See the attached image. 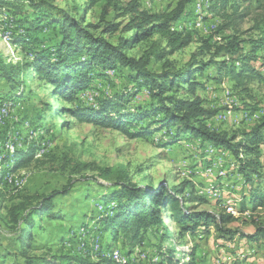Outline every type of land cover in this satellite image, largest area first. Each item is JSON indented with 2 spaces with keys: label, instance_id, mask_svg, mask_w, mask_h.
Here are the masks:
<instances>
[{
  "label": "rangeland",
  "instance_id": "1",
  "mask_svg": "<svg viewBox=\"0 0 264 264\" xmlns=\"http://www.w3.org/2000/svg\"><path fill=\"white\" fill-rule=\"evenodd\" d=\"M50 1L78 19L83 15L85 23L100 25L94 29L96 34L108 23L117 24L118 29L106 35L112 42L116 43L119 38L132 34L124 32V29L132 16L126 8L133 0ZM136 1L141 9L165 12L174 8L179 0ZM199 1L211 7L206 10V14H201L202 19L196 13ZM236 3L228 0L223 6L218 0H192L182 18L173 25V29L191 32L193 41L187 47L156 61L153 56L156 51L164 49L166 44L155 35L135 45L128 54L135 57L152 56L149 67L161 71L165 64L175 68L183 67L193 54L198 59L208 60L209 53L201 49L205 39L210 43H224L233 35L248 40L262 37L264 7L258 0H237ZM33 16V10L26 0H5L0 5V59L8 65H23L22 46L12 43V31L14 27L21 26L20 22H34L36 18ZM198 20L202 23L200 27L196 25ZM227 23L230 25L224 28ZM49 33L39 37L44 42H50ZM251 44L250 48L253 47ZM257 53L263 58L253 60L252 66L261 71L264 77V65H261L264 59L263 48ZM130 73L128 67L117 71L94 67L89 72L88 87L75 92L74 102L66 105L98 107L102 100L125 91L135 93L127 103L130 108L138 104L149 105L147 88L132 82L129 79ZM206 73V77L204 75L199 78L203 84L198 93L203 97L204 105L216 111L206 123L228 138L242 139V133L259 124L264 113V80L256 78L246 88H242L236 87L225 74H221L220 79L216 78L218 73L215 68H209ZM18 79H24L21 88L9 99L6 97L9 96L10 86L0 76V159L6 155L14 156L17 149H24L25 152L34 150V156L15 172L5 171L9 162L0 163V169L4 170L0 174V251L6 252L4 255L7 256L5 259L0 257V264L15 263L14 260L10 262V248H13L14 231L20 228L12 222L10 209L21 205L20 208L28 211L43 197L54 193V210L62 214L64 223L54 222L48 215H44L48 221L41 223V219L35 217L37 223L43 224L46 230L34 228V246L29 250L30 255L50 258L51 253L65 255V250H69L66 248H72L86 255L84 258L87 261L99 262L104 256L101 251L93 248L95 241L101 240V237L91 234L100 218L93 217L94 209L97 207L98 212L103 211L98 201L100 193L106 190L104 186L114 187L126 177L135 183L145 179L157 187L163 184L170 189L182 187V195L187 198V205L192 210H208L219 214L232 206L238 212V218L230 222L228 227L240 229L247 234L252 233L257 224L264 222V205L253 208L251 202L253 194H264L263 178L255 174L253 181L248 182L240 171V162L225 155L228 151L211 144H200V141L193 139H183L165 146L163 143L169 134L166 129L146 137H130L112 127L79 121L63 112L51 87L39 81L35 73L31 72L29 76L28 71L25 73V68H22ZM1 97L5 100L2 101ZM137 129L138 124L131 127L132 132ZM260 150L259 158L263 167L261 173H264V143L260 145ZM210 186L218 189L216 196L205 193ZM199 197L206 202H201ZM165 223L175 238L173 244L176 245L177 258L181 264L191 261V252L195 246L197 250L194 261L197 264H264L262 241L240 235L225 240L218 236L213 226L207 232L200 227L194 236L185 235L180 238L170 214L166 215ZM69 225L74 233H79V244L66 240L61 246L58 236L66 232ZM91 228L93 231L90 232ZM104 235L107 241L111 239L110 234ZM116 236L117 243L122 237L119 233ZM123 241L120 240V243ZM127 243L126 248L118 246V250H113L120 253L121 257L123 255L127 264H166L165 249L169 241L161 245L159 237L151 228L146 231L142 241L136 242L130 256L126 254L130 248ZM60 260L65 262L64 259Z\"/></svg>",
  "mask_w": 264,
  "mask_h": 264
},
{
  "label": "trees",
  "instance_id": "2",
  "mask_svg": "<svg viewBox=\"0 0 264 264\" xmlns=\"http://www.w3.org/2000/svg\"><path fill=\"white\" fill-rule=\"evenodd\" d=\"M4 1L0 0V5ZM26 1L33 10L32 18L36 19L34 22L29 20L20 22L21 26L14 27L12 31V43L22 46L23 65L21 63L8 65L5 60L0 59V76L4 77L10 86V93L6 98L10 99L21 88L24 79L20 81L18 75L21 69L25 68V73L28 71L29 76L33 72L39 81L51 87L52 94L57 97L63 112L71 118L112 127L130 137H146L155 131L166 129L169 134L163 143L165 146L176 144L183 139L200 141L203 145L211 144L215 148L228 151L231 158L240 162V171L244 173L248 182L253 181L256 174L260 179L263 178L264 184V173H261L263 167L259 158L260 145L264 143V113L259 124L242 133V139L228 138L206 123L216 111L206 107L203 97L198 93L203 84L199 78L204 75L206 77L209 68L217 70L216 78L220 79L221 74L228 76L236 87L246 88L251 80L256 78L264 80L261 71L252 66L253 60L263 58L258 56L257 51L260 48L264 50V35L256 40L241 39L233 35L224 43H210L205 39L202 41L201 49L209 53L208 60L198 59L193 54L183 67L175 68L165 64L161 71H154L149 67L152 56L135 57L129 55L128 51L155 35L166 44L164 49L156 51L153 56L156 61H161L187 47L193 41L191 32L173 29V25L182 18L192 0H179L174 8L165 12H150L139 8L136 0L130 1L126 11L131 12L132 16L124 32L132 34L119 38L116 43L106 37L118 29L115 23H108L99 34H96L94 29L100 25L85 23L83 15L78 19L50 0ZM218 1H221L223 6L228 2ZM231 1L238 4L237 0ZM258 3L264 7V0H258ZM229 25L227 23L224 28ZM48 31L51 37L48 39L51 41L44 42L45 40L40 37L47 35ZM249 43H252V48ZM220 57L223 59L218 60ZM261 65H264V59L261 60ZM97 66L113 71L128 67L131 72L129 79L137 86L147 88L150 96L149 105L138 104L135 108L127 106L129 99L135 94L129 91L102 100L98 107L66 105L74 102L75 92L88 87L89 72ZM48 107L53 108L50 105ZM135 124L139 125V129L132 132L131 127ZM33 156L34 150L25 152L24 149H17L14 156L6 155L0 159V163L9 162V167L5 171L15 172L28 164ZM2 171L4 170L0 169V174ZM104 188L106 190L100 193L98 201V204H102L103 211L98 212L95 207L93 217L100 218L93 228L95 231L91 233L101 237L100 253L104 257L99 262L87 261L84 258L86 255L83 256L71 250L72 248H66L69 250H65V255L51 253L50 258L45 255L41 257L30 255L29 250L34 246V228L46 230L43 224L37 223L35 217L38 216L41 223L48 221L44 215H48L54 222L64 223L65 218L62 214L54 210L55 193L43 197L28 211L20 208L21 205L10 209L12 222L20 228L19 231H14L10 262L14 260V264H111L109 253L118 250L116 249L118 246L125 247V243L128 242L130 248L126 254L130 256L133 246L136 242L142 241L146 231L151 228L159 237L161 245L169 241L165 249V263L181 264L177 258L176 245L173 244L175 238L165 223L167 214H170L172 221L177 225L180 238L185 235L194 236L200 227L207 232L213 226L218 236L225 240L240 235L250 240L262 241L264 246V222L257 224L250 234L240 229H232L228 224L238 217L230 215L226 210L219 214L208 210H192L187 205V198L182 195V187L170 189L164 184L157 187L147 183L145 179L141 183H135L126 177L116 186ZM199 199L203 203L206 202L201 197ZM251 202L253 208L263 206L264 194H253ZM105 233L110 234L109 241L105 239ZM118 233L121 234V242L124 240L122 244L119 240L117 242L119 245L115 240ZM58 238L61 246L66 240H70L72 244L75 241L77 245L80 241L79 233H74L70 225ZM196 250V246L193 247L191 261L183 264H197L194 261ZM4 254L6 252L0 251V257L5 259L7 256ZM60 259H64L65 262L62 263Z\"/></svg>",
  "mask_w": 264,
  "mask_h": 264
},
{
  "label": "bare ground",
  "instance_id": "3",
  "mask_svg": "<svg viewBox=\"0 0 264 264\" xmlns=\"http://www.w3.org/2000/svg\"><path fill=\"white\" fill-rule=\"evenodd\" d=\"M196 13L198 14V18L199 19H202L201 18V14H203V13H205L206 14V10H209V8H211L210 7V5L208 4V5H205V3L203 4V3H201L200 1L196 4ZM196 25H197V27H200V26H202V23L200 22V20H198L197 22H196ZM195 25V26H196ZM212 146V145H211ZM241 157H243V156H241ZM219 191H218V189L216 188V186H210L209 187V191L208 190H206V194H213V195H217V193H218ZM217 198V197H216ZM100 207H101V210H102V206L101 205H99ZM225 206V205H224ZM226 211L228 212V213H230V215L232 214L233 216H235L236 217V211L234 210V208L232 207V206H229V207H227V209H226ZM95 241V240H94ZM93 248H94V250H96V251H102V247H101V243H100V241L99 240H97V241H95V245L93 246ZM120 253H118L117 251H112L111 252V254H110V259H111V261H112V264H127V260H126V258H124L123 257V255H122V257L119 255ZM232 260H234V258L232 259Z\"/></svg>",
  "mask_w": 264,
  "mask_h": 264
},
{
  "label": "built area",
  "instance_id": "4",
  "mask_svg": "<svg viewBox=\"0 0 264 264\" xmlns=\"http://www.w3.org/2000/svg\"><path fill=\"white\" fill-rule=\"evenodd\" d=\"M225 155H227V156H229L230 154H229V152H227V154H225ZM10 177H11V175H9ZM238 213V212H237Z\"/></svg>",
  "mask_w": 264,
  "mask_h": 264
},
{
  "label": "crops",
  "instance_id": "5",
  "mask_svg": "<svg viewBox=\"0 0 264 264\" xmlns=\"http://www.w3.org/2000/svg\"><path fill=\"white\" fill-rule=\"evenodd\" d=\"M95 236H98V235H95ZM94 238H96V237H94Z\"/></svg>",
  "mask_w": 264,
  "mask_h": 264
}]
</instances>
